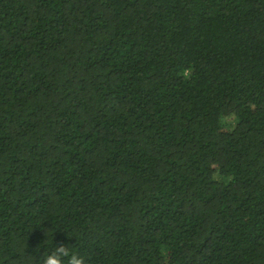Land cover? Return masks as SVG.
<instances>
[{"label":"trees","instance_id":"trees-1","mask_svg":"<svg viewBox=\"0 0 264 264\" xmlns=\"http://www.w3.org/2000/svg\"><path fill=\"white\" fill-rule=\"evenodd\" d=\"M54 245L264 264V0H0V264Z\"/></svg>","mask_w":264,"mask_h":264},{"label":"clouds","instance_id":"clouds-1","mask_svg":"<svg viewBox=\"0 0 264 264\" xmlns=\"http://www.w3.org/2000/svg\"><path fill=\"white\" fill-rule=\"evenodd\" d=\"M41 264H85V258L73 252L71 247L54 245L52 251L46 252Z\"/></svg>","mask_w":264,"mask_h":264},{"label":"rangeland","instance_id":"rangeland-1","mask_svg":"<svg viewBox=\"0 0 264 264\" xmlns=\"http://www.w3.org/2000/svg\"><path fill=\"white\" fill-rule=\"evenodd\" d=\"M225 122L228 123L230 127L233 126V123H234L233 118H227L225 119ZM216 179L220 180L218 176H216Z\"/></svg>","mask_w":264,"mask_h":264}]
</instances>
